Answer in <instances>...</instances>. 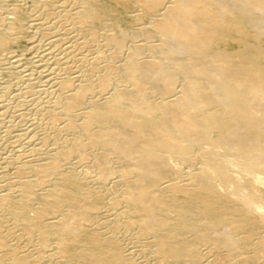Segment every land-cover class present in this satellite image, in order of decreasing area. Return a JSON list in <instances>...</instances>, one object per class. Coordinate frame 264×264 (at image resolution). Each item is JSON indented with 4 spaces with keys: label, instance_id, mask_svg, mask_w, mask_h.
Returning a JSON list of instances; mask_svg holds the SVG:
<instances>
[{
    "label": "bare ground",
    "instance_id": "obj_1",
    "mask_svg": "<svg viewBox=\"0 0 264 264\" xmlns=\"http://www.w3.org/2000/svg\"><path fill=\"white\" fill-rule=\"evenodd\" d=\"M72 2L0 176V264H264V0H115L148 19L141 43H98L119 6Z\"/></svg>",
    "mask_w": 264,
    "mask_h": 264
},
{
    "label": "rangeland",
    "instance_id": "obj_2",
    "mask_svg": "<svg viewBox=\"0 0 264 264\" xmlns=\"http://www.w3.org/2000/svg\"><path fill=\"white\" fill-rule=\"evenodd\" d=\"M42 1L43 0H0V17L3 16V18H9L13 20H16L18 18L20 20L19 21L20 24L23 25L17 31L16 35H13L12 39L6 45H4L5 47L3 46L0 50V139H2L0 140V172H1L0 176L1 177H4L3 175H5V177L10 176L14 168L13 167L14 164L12 163L15 162V160L17 161V158L20 159L21 157H23V155L28 153L27 152L28 145H26L25 143L30 140L29 138L31 136L29 135L30 130H31L30 128L32 127L34 129L33 126L40 123L38 121L42 120V116L38 112H40L39 110L47 104V101L48 102L50 101L49 99L52 96V95L47 96V94H51V92L54 90V87L51 84H47L48 77L46 75V71H45L46 69H44L46 60L48 59L47 57L48 51L51 48H53L52 43L55 41V39L62 38L68 41V39L70 38L67 35L68 24L67 22L65 23L64 18H62L60 15L62 14V8L67 10L70 7V5L73 4L72 2L73 0L71 1L70 0H66V1L65 0H60V1L59 0H55V1L54 0L53 1L44 0L43 1L44 3ZM111 1L113 4L112 6L118 5L120 10L117 7L116 10H118L119 13L118 11L117 12L114 11L112 14L113 16L109 15V16H105L106 18L104 17L103 20L107 19V21H105L106 27H104L106 31L103 30V27L97 26V29H96L98 32L97 36L99 38L98 43L99 42L104 43V40L106 39V37L108 38L114 34L118 35L119 31L121 32L124 31V32H127L128 34L129 33L141 34L142 32H144V30L142 29V25L143 24L147 25L148 22L146 21L148 19H146V17L143 15L140 16V13L136 11L137 8L135 6H134L135 8H133V6H130L131 7L130 8L128 5L127 6L128 8L125 9L126 6L124 7L122 6L123 4H119L121 0H118L119 3H116L115 0H111ZM49 2L53 4L48 5L50 4ZM61 2H64V3H61ZM75 3L76 1H74V4ZM74 4L72 5L73 7L76 6ZM44 5L45 6L47 5L48 8H45ZM72 6L70 7V9L73 8ZM56 7L57 9H55ZM121 9H123V11ZM22 13L23 15H21ZM31 14L32 16H30ZM19 15L21 18L19 17ZM57 15L59 17H57ZM116 15H119V16H116ZM136 15H138L139 19L135 18ZM42 16L45 18H42ZM129 16H131L132 18ZM30 17H31V20H30ZM111 18H112V22L110 20ZM144 19H146V21H144ZM44 20L47 22L45 23ZM118 22L120 23L121 27L117 25ZM141 22L143 23L140 24ZM38 25L40 26L38 27ZM41 26H43L44 28ZM40 29L42 30L40 31ZM109 29L110 31H107ZM112 29H114L113 30L114 32L111 31ZM142 35L143 34H141V37L136 36L133 41H136V42L138 41L140 42V40L142 41V39L145 38L144 35L143 36ZM139 38H142V39H139ZM152 39L155 41V38H150V40L148 41L146 40V41L150 43V42H153ZM92 52L93 51L91 50L89 51V53L87 52L86 53L89 55V54H92ZM101 52H103V50L99 49L98 53H101ZM48 90L50 92H48ZM37 109H38V112H37ZM37 128L38 127L35 128V131L39 129ZM23 135H26V136H23ZM19 144L21 145V147ZM14 155L15 156L17 155V157H15ZM7 157L9 160L7 159ZM70 162H72L73 164L76 163L75 157H71ZM82 166H84L83 163L82 165L79 164V168L78 167L77 168L79 170L80 168L86 169V166L85 167H82ZM88 171L86 173L89 176L90 171L89 172ZM167 263L171 264L170 262H167Z\"/></svg>",
    "mask_w": 264,
    "mask_h": 264
}]
</instances>
